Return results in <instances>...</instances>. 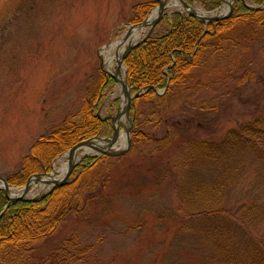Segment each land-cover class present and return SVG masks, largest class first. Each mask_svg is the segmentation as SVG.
<instances>
[{"label": "rangeland", "instance_id": "obj_1", "mask_svg": "<svg viewBox=\"0 0 264 264\" xmlns=\"http://www.w3.org/2000/svg\"><path fill=\"white\" fill-rule=\"evenodd\" d=\"M157 1L0 0V176L6 182L19 172L21 162L39 138L79 119L82 108L96 95V116L103 119L118 112L122 106L121 85L108 78L112 85L105 86L108 80L100 52L109 44L120 42L135 25L131 22L135 6L153 5L143 22L158 7ZM193 1L189 6L207 16L224 5L222 0L218 9L208 12ZM242 1L252 10L263 8L250 0ZM176 12L189 16L180 7H169L151 36L164 33L163 18L169 19ZM232 14L233 11L223 20ZM200 23L204 24V32L211 24ZM249 27L253 26L238 24L227 31L225 40L205 53L200 65L181 85L166 94L165 90L156 91L162 99H140L135 118L143 134L151 138L148 142L132 139L134 114L130 107V121L123 115L126 120L118 127V136L123 133L125 137L130 128L129 145L125 138L128 148L111 150L122 153L109 156L103 168H97L108 178L103 191L93 184L94 174L80 175L78 184L93 185L84 189L82 197L96 191L97 198L76 200V208L68 211L53 232L28 246L24 255L2 256L1 264H47L46 259L60 253L58 250L72 237L77 240L68 247L77 241L82 247V252H75L80 257L72 264H201L202 254L211 250L210 242L201 245V227L194 224L192 232L178 233V226L185 220L176 224L182 218L168 216L178 212L179 189L191 199L192 182L197 184L209 176L208 171L198 170L186 175L183 164L189 145L194 140L222 139L229 130H238L250 122L264 106V29ZM147 31L138 30L141 37ZM123 66L122 77L127 81L124 61ZM127 86L133 96L128 81ZM112 134L109 122L95 137ZM118 136L113 147L118 145ZM69 150L52 159L50 173L34 174L28 179L53 174L55 164L68 163ZM94 154L86 157H100ZM84 158L77 160V165ZM243 166L237 171L240 177L236 178V187L229 189L226 198L219 202L234 205L246 191L263 186V169L253 164L250 157ZM76 175L69 176L65 183ZM8 185L17 190L25 186ZM2 187L0 191L7 198L9 192L7 195ZM56 187L40 188L36 184L27 198H36L50 188L53 193ZM195 201L200 203L199 199ZM179 215L182 217L183 213ZM69 249L74 252L72 247Z\"/></svg>", "mask_w": 264, "mask_h": 264}, {"label": "trees", "instance_id": "obj_2", "mask_svg": "<svg viewBox=\"0 0 264 264\" xmlns=\"http://www.w3.org/2000/svg\"><path fill=\"white\" fill-rule=\"evenodd\" d=\"M185 1L188 5L194 2ZM195 1L208 12L215 11L222 3V0ZM250 1L263 8L252 10L244 1L237 0L232 16L227 20L209 24L206 32L203 29L204 24L196 19L180 12L173 13L169 19L163 18L162 24L166 27L164 33H154L130 51L124 64L127 67V81L131 93L137 94L149 88L131 103L134 114L131 137L135 142H148L151 139L143 134L135 118L140 99H162L157 97V90H165L166 94L181 85L197 69L205 53L220 45L227 37L226 32L236 28L238 24L253 26L249 27L251 30L264 29V0ZM152 7L150 3L135 6L131 22L140 23ZM112 82L109 79L105 86L112 85ZM96 96L82 108L79 119L70 120L50 135L39 138L30 148L29 155L21 162L19 172L9 177L7 182L22 187L30 176L42 172L50 173L51 161L55 156L79 142L101 134L110 121L100 119L94 114L99 108ZM155 113L159 114L158 111ZM186 151L183 164L186 175L198 170L208 171L209 176L197 184L192 182L191 199H188L185 190H178V212L168 216L170 219L182 218L176 224L185 220L183 225L178 226L180 228L177 232L184 230V233H190L194 230V224L201 227V245L210 242L211 248L202 254L201 264H264V183L260 189L246 191V195L234 205L228 206L226 201L219 202V199L226 198L229 189L236 187V178L240 177L237 171L245 168L243 165L247 158L250 157L253 164L264 172V106L250 122L240 126L238 130H229L218 141L194 140ZM108 158L110 157L105 155L84 158L82 164L76 165L70 175L78 174L76 178L57 186L53 193L40 201H18L9 205L4 192L0 191V264L2 256L10 254L16 257L19 253L24 255L28 246L53 232L68 211L76 208V200L97 198L96 191L91 196L86 194L87 196L82 197L84 191L93 188V185L78 184L79 176L94 174L93 184H98V190L103 191L108 178L97 171V168H103ZM196 199L200 200L199 204ZM181 212L182 217L179 215ZM76 240L75 237L70 238L69 244L61 247L58 250L60 253L50 255L46 263H75L80 257L78 253L82 252V247L78 241L72 243L73 246L68 245ZM71 247L73 253L69 249ZM172 264H176V261Z\"/></svg>", "mask_w": 264, "mask_h": 264}, {"label": "water", "instance_id": "obj_3", "mask_svg": "<svg viewBox=\"0 0 264 264\" xmlns=\"http://www.w3.org/2000/svg\"><path fill=\"white\" fill-rule=\"evenodd\" d=\"M180 3V9L182 11H184L185 13H187L190 17L198 20L199 22H205V23H211L214 21H219V20H223L225 18H227L228 16H230V14L233 11V3L235 2V0H232L230 3H228V8H227V13L223 16V17H217V16H206V17H202L196 14L195 9H193L192 7H190L185 0H178ZM158 7L148 16L146 17V19L138 24L132 25L127 32L125 33V35L123 36L122 40L120 41V43H124L126 40H128L132 34L133 31H138L140 30V32L142 33L143 30L148 29L147 33L144 35V37H141L138 41H136L134 44L128 46V48L125 50L124 54L122 57H120L117 61H116V69H115V74H110V73H106L105 75L107 76V80L108 78L113 79L115 82H120L119 80V69L122 67L123 65V61L124 59L129 55L130 51L133 50L134 48L138 47L142 42L146 41L147 39L150 38L154 28L156 27V25L160 22L162 16L164 15L165 11L169 8L168 5L164 2H162L161 0H158ZM155 12V14H154ZM112 44V43H111ZM109 44V45H111ZM108 45V46H109ZM107 47V46H106ZM102 66V63H101ZM124 67V66H123ZM125 74H126V69H125ZM121 84V89H122V93H123V97H121V101H122V106L120 107V109L118 110V112L114 115V116H108L105 117V120H109L112 124L113 127V134L107 138H101V137H95V138H91L87 141H82L80 143H78L77 145H75L73 148H71L68 153H67V157H68V167H67V171L65 176L59 180V181H54L52 182V187L55 186H62L67 179L69 178V176L71 175L72 171L74 170L75 166L78 164L77 161H73L72 160V156L73 153L76 149L83 147V146H91V143L94 140H99L102 142H105L108 145H112L115 140L117 139V136L119 134V126L116 125V122L118 121V119L120 117H122L123 115L127 116L128 120H129V110L131 107V102L133 99L141 96L143 93V91L148 90L149 88L144 89L141 92H138L137 94H134L133 96L130 95L128 86H127V81L126 78H124L123 80H121L120 82ZM125 97V99H124ZM130 121V120H129ZM131 127V124H130ZM129 134H130V128L127 129L126 131V140L128 145L130 144V138H129ZM128 145L125 147V150L128 148ZM96 153L94 154V156H115V155H119L122 152H110L111 148H107L106 150H102V149H95ZM124 150V151H125ZM84 158V157H83ZM50 175H44V176H51ZM42 177V175H35L33 176V178H35L36 180H40V178ZM32 179H28V181L26 182L25 186L22 189V192L17 195V196H7V199L9 201V205L14 204L18 201H25V202H36L39 200H42L43 198H45L49 193L52 192L53 188H50V190H48L46 193L36 197V198H27V194L29 192V184L30 181ZM0 183H2L3 187L2 189H4V191L7 193L10 190V186L8 185V183L0 176ZM45 184L49 185V182H44Z\"/></svg>", "mask_w": 264, "mask_h": 264}, {"label": "bare ground", "instance_id": "obj_4", "mask_svg": "<svg viewBox=\"0 0 264 264\" xmlns=\"http://www.w3.org/2000/svg\"><path fill=\"white\" fill-rule=\"evenodd\" d=\"M162 2L166 3L168 5V7H173V8H179L180 7V3L178 0H161ZM232 0H224V5L223 7L218 10L217 12H215L214 14H212L213 16H223L226 12H227V8H228V3H230ZM195 12L197 15L202 16V17H206L207 15L204 14L203 12H201L200 10H196ZM155 14V12H154ZM211 15V16H212ZM140 32L138 31H133L130 38L128 40H126L124 43H120V42H114L111 45L104 47L100 54H101V60H102V69L104 70L105 73H110V74H115V69H116V61L123 56L125 50L128 48V46L134 44L136 41H138L140 39ZM119 80L121 82V80H123V74H124V67H121L119 69ZM120 82H118V85L120 86ZM126 120L125 116H122L118 119V121L116 122V125L119 126V124H123ZM117 140H115L116 142ZM118 145L113 147V145H108L105 142L99 141V140H94L91 143V146H83L80 147L78 149H76L73 153L72 156V160L73 161H77L82 157H86L91 153H96L95 149H102V150H106L107 148H111L112 151L116 150L119 151L121 149H123L124 147H126V140H125V136L124 134H120L118 136ZM67 167H68V163H60V164H55L54 165V172L51 176L47 177H41L40 180H36L35 178H32V180L30 181L29 184V192H31V189L34 188V185L38 184L40 188H44L47 184H45L44 182H49V185L52 184V182L54 181H59L61 180L67 171ZM2 183H0V187H2ZM14 191V192H13ZM22 192V190H17L15 188H10L9 190V196L13 197L14 195L16 196V194H20Z\"/></svg>", "mask_w": 264, "mask_h": 264}]
</instances>
